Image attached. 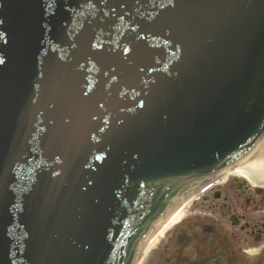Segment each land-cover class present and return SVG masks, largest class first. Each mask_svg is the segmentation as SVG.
<instances>
[{
	"label": "water",
	"instance_id": "1",
	"mask_svg": "<svg viewBox=\"0 0 264 264\" xmlns=\"http://www.w3.org/2000/svg\"><path fill=\"white\" fill-rule=\"evenodd\" d=\"M262 138L264 0H0V264H135Z\"/></svg>",
	"mask_w": 264,
	"mask_h": 264
},
{
	"label": "flooded vegetation",
	"instance_id": "2",
	"mask_svg": "<svg viewBox=\"0 0 264 264\" xmlns=\"http://www.w3.org/2000/svg\"><path fill=\"white\" fill-rule=\"evenodd\" d=\"M255 147L264 155V140ZM258 178L225 174L206 184L141 264H264V179Z\"/></svg>",
	"mask_w": 264,
	"mask_h": 264
},
{
	"label": "bare ground",
	"instance_id": "3",
	"mask_svg": "<svg viewBox=\"0 0 264 264\" xmlns=\"http://www.w3.org/2000/svg\"><path fill=\"white\" fill-rule=\"evenodd\" d=\"M254 173L255 172L244 171V170H236V171L230 172L228 174H230L232 176H237V177H246V178L249 179V178H251L254 175ZM250 181H251V179H250ZM181 216H182V213H181L180 210L177 212V215L176 216H171L167 220V222L163 224V226H162V233L166 229H168L170 226L174 225L181 218ZM156 237H153V239L149 242V244L146 246V248L142 251V253L137 258L135 264H141L142 259L145 257V254H147L154 247V245L156 244Z\"/></svg>",
	"mask_w": 264,
	"mask_h": 264
}]
</instances>
